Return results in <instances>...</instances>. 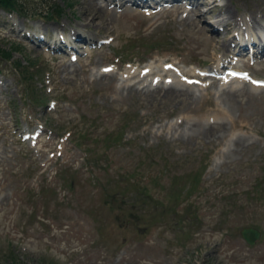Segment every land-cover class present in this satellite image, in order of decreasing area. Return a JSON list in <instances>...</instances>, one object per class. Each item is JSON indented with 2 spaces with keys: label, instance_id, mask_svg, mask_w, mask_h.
I'll use <instances>...</instances> for the list:
<instances>
[{
  "label": "rangeland",
  "instance_id": "1",
  "mask_svg": "<svg viewBox=\"0 0 264 264\" xmlns=\"http://www.w3.org/2000/svg\"><path fill=\"white\" fill-rule=\"evenodd\" d=\"M23 2L0 9V264H264V0ZM166 61L178 94L117 88Z\"/></svg>",
  "mask_w": 264,
  "mask_h": 264
},
{
  "label": "bare ground",
  "instance_id": "2",
  "mask_svg": "<svg viewBox=\"0 0 264 264\" xmlns=\"http://www.w3.org/2000/svg\"><path fill=\"white\" fill-rule=\"evenodd\" d=\"M85 1V0H84ZM98 1L99 0H92V2L94 4H96V6L98 7ZM111 1V0H109ZM128 1L130 0H120L121 2V6H126L128 5ZM134 3L138 4V5H142V4H145L146 3V0H133ZM214 0L212 1H209V0H190V2H192L194 4V9L196 10H200L199 7H200V4H204V5H207V8L206 10H213L214 7H215V4H212ZM83 2V1H82ZM75 3V1H74ZM86 3V2H85ZM100 3V2H99ZM119 3V2H117ZM227 3V2H226ZM103 4V3H102ZM130 4V3H129ZM181 4V3H180ZM178 5L179 7L181 5ZM71 5V4H70ZM109 5V4H108ZM230 5V4H229ZM80 6V5H79ZM112 6V5H110ZM109 6V7H110ZM87 7V6H86ZM95 7V6H94ZM96 7V8H97ZM103 7V6H102ZM108 7V8H109ZM119 7V6H118ZM129 7H132L131 4L130 6H126V8H128V10H132V8H129ZM80 9V8H79ZM106 9V8H105ZM77 10V9H76ZM84 10V9H83ZM102 10V9H101ZM107 10V9H106ZM127 10V11H128ZM85 11V10H84ZM126 11V12H127ZM209 12V11H208ZM238 12V11H237ZM99 13V12H98ZM207 13V12H206ZM124 14V13H123ZM188 15V14H187ZM198 15L200 16L201 15V12L198 13ZM224 16H221L220 17V22H222V27L224 28H228V29H231L233 27L232 25V20H230V18L228 19L229 16H232V11L229 10V8L227 6H225V9H224V13H223ZM264 15V14H263ZM247 16V15H246ZM100 17V16H99ZM189 17V15H188ZM85 18L88 19V21H85L83 25L81 24H77V26L75 27V34L77 37H81V36H85L83 35L80 30V28H83L84 25L86 26H89L93 23H95L96 19L98 18V14L96 12V10L94 11L93 9H90V13H87L85 15ZM191 18V17H190ZM249 18V17H248ZM263 18V17H262ZM110 19V18H109ZM234 19V18H233ZM236 19V18H235ZM253 19V18H252ZM83 20V19H82ZM85 20V19H84ZM104 20V19H103ZM102 20V21H103ZM194 20V19H193ZM199 20V19H198ZM252 21V20H251ZM255 21V20H254ZM47 22V21H46ZM54 22V21H53ZM195 22V21H194ZM56 23V22H55ZM98 23V22H97ZM103 23V22H102ZM255 23V22H254ZM66 24V23H65ZM253 24V23H252ZM58 25V24H57ZM203 25V24H202ZM211 26V25H210ZM65 27V26H64ZM99 27V26H98ZM251 27V26H250ZM262 27V26H261ZM21 28V27H20ZM86 28V27H85ZM207 28V27H206ZM206 28L204 26H197V30L204 33L206 31ZM15 29V28H14ZM218 26H215L212 28V31H217ZM246 29V28H245ZM20 30V29H19ZM225 30V29H224ZM260 30V29H259ZM16 31V30H14ZM81 31V32H80ZM211 31V32H212ZM228 31V30H227ZM230 31V30H229ZM21 32V31H20ZM242 32V31H241ZM25 33V32H24ZM31 35V34H30ZM209 36V35H208ZM36 37V36H35ZM41 37V36H40ZM212 40L215 39V35L214 36H210ZM242 37V36H241ZM90 38V37H89ZM234 38V37H233ZM238 38V36H237ZM263 38V37H262ZM41 40V39H40ZM85 40V39H84ZM228 43H224L223 42V45L226 44V46H229L231 44H236V45H239L238 46V50H245L247 49L248 45L247 43L243 40H240V41H232V39H228ZM254 39L251 40V43H253L255 46H257L258 43H256L255 41H253ZM37 41V40H36ZM55 41V40H54ZM218 41V40H217ZM39 44H40V41H38ZM260 42V40H259ZM35 44V43H34ZM38 44V45H39ZM59 44V43H58ZM262 44V43H261ZM260 44H258V51L260 52V54H264V45H262L261 47L259 46ZM64 46V45H63ZM220 46V45H219ZM225 46V45H224ZM37 48V47H36ZM226 48V47H225ZM35 49V48H34ZM41 49V47H40ZM56 49V48H55ZM60 49V48H59ZM58 50V49H57ZM64 50V49H63ZM225 55L227 56H232L233 57V54H231L232 52H226L224 51L223 52ZM242 53V52H241ZM55 54V53H54ZM58 54V53H57ZM56 55V54H55ZM253 55V54H252ZM259 56V55H258ZM72 64V63H69V65ZM162 64L161 66V69L162 71H166V77H164V72L161 73L159 72V67L160 65ZM218 67V66H217ZM224 67V62H220L219 63V67L220 68L219 70H222V68ZM217 69V68H216ZM125 73L123 74V77H122V82L119 83V85L117 86L118 89L122 90L123 88H127V89H135V91L137 90H140L142 88H146V89H152L153 88V85H155V89H164L165 90V96L166 95H171V94H178V92H180V89L178 87V84L179 83H182L184 79H180L182 80V82L180 81L179 83L176 82L177 80H179L178 78H173L172 76V72L171 70L168 68V64H166L165 62H155L154 64H148L142 68H137L136 66H131L129 67L128 69H126L124 71ZM180 73V72H179ZM178 73V75H179ZM183 74V73H181ZM116 76V75H115ZM182 78V77H181ZM229 78H232L229 74H226L225 76H223V80L224 82L227 81ZM161 80H164V81H167L166 83H158L159 81ZM228 82V81H227ZM160 84H163V85H160ZM116 88V89H117ZM119 91V90H118ZM156 91V90H155ZM184 91V90H183ZM186 91V90H185ZM132 93V92H131ZM146 93V92H145ZM152 93V92H151ZM189 94L191 95V97H197L193 92H189ZM198 98V97H197ZM195 99V98H194ZM172 125V124H171ZM171 128H174V127H171Z\"/></svg>",
  "mask_w": 264,
  "mask_h": 264
},
{
  "label": "trees",
  "instance_id": "3",
  "mask_svg": "<svg viewBox=\"0 0 264 264\" xmlns=\"http://www.w3.org/2000/svg\"><path fill=\"white\" fill-rule=\"evenodd\" d=\"M0 8L5 9L7 11L13 12V11H18L21 13L27 12L26 8L24 7V2L23 0H0ZM45 17H54V14L56 13L58 16L62 15L63 8H61L58 3L53 2L49 3L47 8L45 9ZM15 50H19L18 46H15L11 50L7 51L4 48L0 47V56H2L5 59H9L13 56V53ZM30 63L29 67H33L34 69L36 66L39 67V63H34L31 61H28ZM27 69V68H26ZM29 70V68H28ZM34 99H36L38 102H41L40 99L41 97L38 96L37 93L34 91Z\"/></svg>",
  "mask_w": 264,
  "mask_h": 264
},
{
  "label": "water",
  "instance_id": "4",
  "mask_svg": "<svg viewBox=\"0 0 264 264\" xmlns=\"http://www.w3.org/2000/svg\"><path fill=\"white\" fill-rule=\"evenodd\" d=\"M240 234L248 242L253 244L261 235V231L252 225L244 226L240 229Z\"/></svg>",
  "mask_w": 264,
  "mask_h": 264
}]
</instances>
